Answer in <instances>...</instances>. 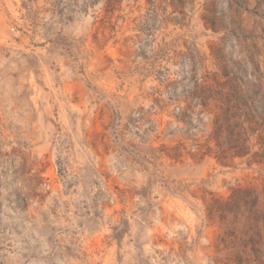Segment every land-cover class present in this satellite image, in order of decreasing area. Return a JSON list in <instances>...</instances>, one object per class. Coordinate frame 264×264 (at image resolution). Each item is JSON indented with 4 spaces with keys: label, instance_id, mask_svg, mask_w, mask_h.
<instances>
[{
    "label": "rangeland",
    "instance_id": "rangeland-1",
    "mask_svg": "<svg viewBox=\"0 0 264 264\" xmlns=\"http://www.w3.org/2000/svg\"><path fill=\"white\" fill-rule=\"evenodd\" d=\"M0 264H264V0H0Z\"/></svg>",
    "mask_w": 264,
    "mask_h": 264
}]
</instances>
